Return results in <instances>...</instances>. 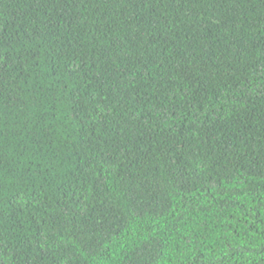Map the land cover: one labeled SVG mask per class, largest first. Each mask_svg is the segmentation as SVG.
<instances>
[{
	"label": "trees",
	"instance_id": "1",
	"mask_svg": "<svg viewBox=\"0 0 264 264\" xmlns=\"http://www.w3.org/2000/svg\"><path fill=\"white\" fill-rule=\"evenodd\" d=\"M0 264H264V0H0Z\"/></svg>",
	"mask_w": 264,
	"mask_h": 264
}]
</instances>
